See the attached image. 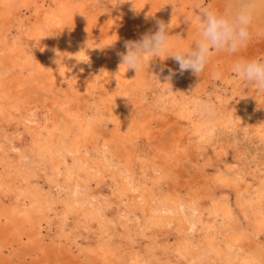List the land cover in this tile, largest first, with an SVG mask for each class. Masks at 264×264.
I'll return each instance as SVG.
<instances>
[{"label": "bare ground", "instance_id": "bare-ground-1", "mask_svg": "<svg viewBox=\"0 0 264 264\" xmlns=\"http://www.w3.org/2000/svg\"><path fill=\"white\" fill-rule=\"evenodd\" d=\"M136 2L0 0V264H264V157L232 164L217 138L264 148V94L231 70L264 61V0L248 46L214 51L200 76L171 57L119 70L125 41L174 16L169 0ZM175 3L182 50L197 0Z\"/></svg>", "mask_w": 264, "mask_h": 264}, {"label": "clouds", "instance_id": "clouds-1", "mask_svg": "<svg viewBox=\"0 0 264 264\" xmlns=\"http://www.w3.org/2000/svg\"><path fill=\"white\" fill-rule=\"evenodd\" d=\"M123 3H131L134 12L141 10L137 7L136 0H117V4ZM168 4L174 8L171 21L165 23L163 20H157L155 32L145 33L138 40L125 41L126 51L118 53L121 61L119 70H133L138 76L155 58L164 60L171 57L179 65L180 73L191 70L193 74L200 76L214 51L236 54L246 48L253 38L252 26L259 0H239V6L235 10L228 9L223 12L202 6L197 0V38L190 47L173 50L170 31L176 14V3L175 0H169L166 5ZM184 20L190 26L193 23L190 16H185ZM231 70L235 76L253 85L258 95L264 94V61L238 58L232 63ZM163 71L161 68V72ZM173 75L175 72L169 70L166 80L170 81ZM201 107L203 114L209 117L215 115L213 105L205 103Z\"/></svg>", "mask_w": 264, "mask_h": 264}, {"label": "rangeland", "instance_id": "rangeland-1", "mask_svg": "<svg viewBox=\"0 0 264 264\" xmlns=\"http://www.w3.org/2000/svg\"><path fill=\"white\" fill-rule=\"evenodd\" d=\"M209 1H211V0H209ZM209 1L206 2V4H207L206 6H208ZM227 6H228V9L235 10L239 6V0L238 1L237 0H227ZM156 81H158V82H156ZM152 82L153 83L156 82L155 83L156 86L154 87V90H155V95L158 96V93L160 92V90H159L160 88H158V86H162L164 81H163V79L161 77H158V76L155 75L152 78ZM219 87H221V85H219ZM225 89H226V91H225ZM211 90L212 91L214 90L213 93H212ZM207 93L209 94V97H205L204 96V99L208 98L209 99L208 101H212L214 99V97H215V95H214L215 94V88L214 87L213 88L210 87L207 90ZM223 93L224 94L225 93L228 94V97L230 98L231 95L229 94L230 93L229 89L223 88ZM210 98H211V100H210ZM250 110H251L250 113H253L255 111L254 113L258 114V109L255 106H252V108H250ZM170 130H172V129H170ZM217 136H218L217 138L219 139V141L221 143L225 142L226 146H228V147H233L234 146V148L233 149L230 148V150L228 152V158H229V159L227 158L228 162H230L232 164H238V166L239 165L240 166H244L245 169H251V167L257 168L256 166H258V165H259V167L262 166V164H259V163H260L261 159L264 157L263 145L258 146L253 141L252 142L249 141L247 139L246 134L244 132H242V131H232V132H226V133H220L219 132L217 134ZM256 146H258L259 149ZM242 148H244V149H242ZM238 152L241 154L242 158L237 161L236 153H238ZM210 153L212 154V152H210ZM210 153H209V155H211ZM233 160H235V161H233ZM186 166H188L187 170H189V172H192L193 168L190 167L189 163H186ZM22 264H26V263H22Z\"/></svg>", "mask_w": 264, "mask_h": 264}]
</instances>
